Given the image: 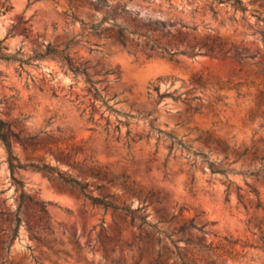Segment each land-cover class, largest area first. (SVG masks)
I'll return each mask as SVG.
<instances>
[{
	"label": "rangeland",
	"instance_id": "374dc122",
	"mask_svg": "<svg viewBox=\"0 0 264 264\" xmlns=\"http://www.w3.org/2000/svg\"><path fill=\"white\" fill-rule=\"evenodd\" d=\"M242 3L245 12L214 0H0L4 52L26 60L69 42L72 64L86 68L113 108L58 56L0 60V118L14 133L15 158L0 142V264H155L158 251V264H180L168 239L157 243L138 221L16 161L54 165L88 181L94 195L142 206L190 264H264V23L256 20L264 0ZM150 39L176 53L150 48ZM190 49L192 56L180 53ZM234 52L252 58L239 65ZM204 131L221 147L198 139ZM165 133L226 171L169 152ZM87 167L125 174L129 188L97 190L100 180L79 172ZM17 208L21 222L6 252ZM190 222L207 223L206 233L179 230Z\"/></svg>",
	"mask_w": 264,
	"mask_h": 264
},
{
	"label": "trees",
	"instance_id": "16d2710c",
	"mask_svg": "<svg viewBox=\"0 0 264 264\" xmlns=\"http://www.w3.org/2000/svg\"><path fill=\"white\" fill-rule=\"evenodd\" d=\"M7 0H4V2ZM217 3H222V2H230L232 3L236 8H239L241 12H245L247 10L246 6L243 5L242 0H214ZM2 6H4V3H2ZM8 7V6H7ZM256 20L259 22L264 23L263 18L256 17ZM261 39L264 40V31H259ZM1 42V41H0ZM149 45L150 48L152 49H158L161 52H167L171 55L176 53L175 51L170 52L169 49L166 47L159 45L156 43L154 40L150 39L149 40ZM69 42L64 46L62 49H56L53 47H50L49 45L46 46L45 50L43 52H38L33 54L31 57L28 59L31 60H37L46 56H58L60 57L66 64L67 68L75 75H81L84 79V82L86 83V90L87 92L91 95L92 98L98 99L101 102V105L104 106L105 110L113 111V108L111 105L108 104V100L104 98L103 95L100 93V89L96 86V82L91 79V77L87 74L86 68L73 65L71 62V59L68 54L65 53L66 49L69 47ZM3 49H6L4 46L0 45V60L4 61H18L20 64L26 63L28 59L23 60L20 57L17 56V54H12L9 52H4ZM208 54L211 57H215L218 55H213L212 54V47L208 49ZM181 54H185L187 56H192L194 53L192 49L190 50H182L180 51ZM220 58H224L225 54L221 53L219 54ZM231 57L237 61L239 65H245L246 61L245 58L249 57L252 58L251 55L243 54L240 52H234L232 53ZM259 74L264 75V70L259 69L258 71ZM199 79V78H197ZM195 98V97H194ZM198 107L193 106V107H188V112H190V115L197 113L198 112ZM189 115V116H190ZM148 126L150 127L151 130L155 131L157 134L161 133L162 131L160 129H157L154 127L151 121L148 122ZM117 127V126H116ZM169 139V152L174 148L177 149L181 154H184L186 157L188 156L189 153H191L194 156H198L201 158L203 162L207 164V167L209 168L211 173H224L226 170L222 168H217L215 166V163L211 161L208 158V153L202 149H194L192 150L190 145L184 143L181 139L176 138L174 135L171 133H165ZM14 136L13 131L11 130L9 124L5 122L3 119L0 118V142L4 146L8 156L10 158L15 159L12 156L11 153V137ZM197 138H201L202 141L205 144L212 143L215 147H221V141L219 139H211L209 134H207L206 131L202 132L197 136ZM224 148H227L225 145ZM11 166H17V167H25L29 166L32 169L36 171H40L44 175H47L49 177H52L53 179H56L62 183H65L66 185L76 189L78 192H80L85 198H87L92 204L97 205L102 207L103 209H111L114 212L123 214L127 217H129L131 222L138 221V227L144 226L147 228H150L152 231L157 233L159 236L156 238V242L160 243L161 237L166 238L169 240L172 246V253L176 259H178L180 264H190L187 260L186 253L181 252L179 250V246L176 244V241L171 239L170 234L167 233V231L164 228H161L157 226L156 224H151L147 220V216L145 214H142V206L136 207V208H131L130 206H121L115 204L113 201L108 200L106 196H99V195H94L93 189L90 187L88 181L82 182V179L78 177L71 176L70 174H67L65 172H62L61 170L57 169L54 165H50L47 163H35V162H29V163H19L16 161L15 163H11ZM80 174L82 175H90L94 179L100 180V183L97 184L95 189L101 190L106 184L108 183H119L121 186L129 188V185H127L126 179L127 176L125 174H110L107 171H102L100 168H93V167H87L86 169H80L79 170ZM253 192H255L254 189H252ZM39 210L41 213H47L46 211V204L45 203H40L39 204ZM21 222V218L19 216V208H17L15 214H14V222H13V227L11 228V233L9 234V241L6 245V252H8L10 245L12 241L14 240L16 233H17V228ZM207 223H204L201 226H196L192 224L191 222L188 225L182 224L179 227L180 231L185 230L188 227L195 228L197 230L203 231V227ZM206 233V232H205ZM186 244H188V241L185 240ZM195 245H198L203 248H210V245H202L199 243H194ZM166 252V249L164 250ZM159 257H160V251L157 252V256L155 257L154 263L158 264L159 263ZM3 262H1L2 264ZM193 264H226L223 261H220L219 258H215L212 260H208L205 263H193Z\"/></svg>",
	"mask_w": 264,
	"mask_h": 264
}]
</instances>
